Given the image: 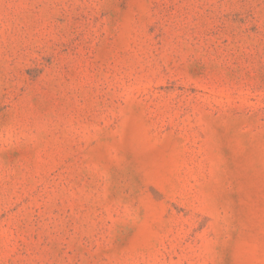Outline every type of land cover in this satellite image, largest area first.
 Listing matches in <instances>:
<instances>
[{"label": "rangeland", "instance_id": "1", "mask_svg": "<svg viewBox=\"0 0 264 264\" xmlns=\"http://www.w3.org/2000/svg\"><path fill=\"white\" fill-rule=\"evenodd\" d=\"M0 264H264V0H0Z\"/></svg>", "mask_w": 264, "mask_h": 264}]
</instances>
